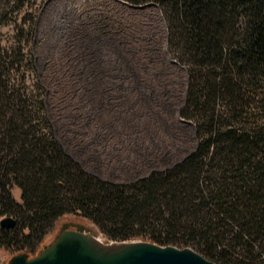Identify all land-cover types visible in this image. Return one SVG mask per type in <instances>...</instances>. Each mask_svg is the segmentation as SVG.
<instances>
[{
    "label": "trees",
    "instance_id": "16d2710c",
    "mask_svg": "<svg viewBox=\"0 0 264 264\" xmlns=\"http://www.w3.org/2000/svg\"><path fill=\"white\" fill-rule=\"evenodd\" d=\"M127 1L156 2L165 15L189 73L181 115L196 124L197 148L131 184L101 180L48 138L38 111L8 94L1 68L10 55L0 48V221L17 220L0 224V252L35 254L73 213L113 239L154 225L136 236L196 247L219 264H264V0Z\"/></svg>",
    "mask_w": 264,
    "mask_h": 264
},
{
    "label": "rangeland",
    "instance_id": "374dc122",
    "mask_svg": "<svg viewBox=\"0 0 264 264\" xmlns=\"http://www.w3.org/2000/svg\"><path fill=\"white\" fill-rule=\"evenodd\" d=\"M132 4L0 0V48L11 62L1 68L8 94H16L12 96L16 102L25 99L38 111L46 123L42 126L53 129L48 138L57 140L87 172L114 184H131L170 168L200 142L196 124H183L176 115L178 104L180 117L185 118L181 112L189 73L174 57L165 15L159 4L144 9ZM5 5L14 6L12 14L3 15ZM157 10L166 25L167 51L187 71L183 95L178 94L174 77L164 84V70L155 64L158 53L151 28ZM12 193L22 202L20 187L14 186ZM63 219L88 220L66 214L45 241ZM153 226L144 230L136 226L134 236L152 233ZM13 255L0 252L2 262Z\"/></svg>",
    "mask_w": 264,
    "mask_h": 264
},
{
    "label": "water",
    "instance_id": "95a60500",
    "mask_svg": "<svg viewBox=\"0 0 264 264\" xmlns=\"http://www.w3.org/2000/svg\"><path fill=\"white\" fill-rule=\"evenodd\" d=\"M132 5L140 9L159 7L155 3ZM180 119L195 127L193 121ZM88 220L63 219L55 234L35 254L19 252L12 256L11 264H219L192 247L163 245L139 236L110 238L94 221ZM16 223L12 216L0 221L4 228H12Z\"/></svg>",
    "mask_w": 264,
    "mask_h": 264
},
{
    "label": "bare ground",
    "instance_id": "6f19581e",
    "mask_svg": "<svg viewBox=\"0 0 264 264\" xmlns=\"http://www.w3.org/2000/svg\"><path fill=\"white\" fill-rule=\"evenodd\" d=\"M152 6H154L153 8H157L155 5H152ZM152 22L154 25L151 28L152 30L151 38L153 39L154 45L156 46L154 47V49L158 53V55L156 56L157 59L155 60V64L164 70V74L162 76L164 78V84L169 83L168 79L170 78V76L174 77L177 82V92L178 94L183 95L182 90L186 83L187 71L180 63L176 61L174 62L171 60V57L169 55V52L167 51L166 42H165L166 25H165L163 16L159 12V10L156 11L155 18L152 20ZM176 105L177 106H175V110H176L177 118L181 123L185 124L180 119L179 105L178 104Z\"/></svg>",
    "mask_w": 264,
    "mask_h": 264
}]
</instances>
